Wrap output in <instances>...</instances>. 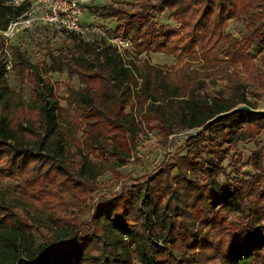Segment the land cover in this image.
I'll use <instances>...</instances> for the list:
<instances>
[{
	"label": "trees",
	"instance_id": "obj_1",
	"mask_svg": "<svg viewBox=\"0 0 264 264\" xmlns=\"http://www.w3.org/2000/svg\"><path fill=\"white\" fill-rule=\"evenodd\" d=\"M5 1L0 0V29L21 16L28 6L27 0L18 5ZM93 1L83 9L93 10ZM139 3L131 8L108 2L97 6L116 22L110 36L129 42L122 53L103 36L87 41L79 34L68 32L74 53L70 58L49 52L50 62L38 66L17 54L20 65L27 67L33 76L29 101L9 89L4 76L6 61L0 60V148L11 157L12 165L22 168L30 161L40 160L54 170L63 169L74 144L62 122L86 117L89 111L96 115L98 123L114 127L108 119L109 106H97L98 96L107 97L103 102L119 100L123 105L128 104L132 94L148 101L149 112L155 114L166 135L203 128L218 115L242 105L259 109V103L264 100V0H141ZM158 9L166 10L169 18L178 22L179 29L158 26L151 17ZM233 21L242 30L230 32ZM175 35L183 42L179 48L171 43ZM174 49H178L177 56L189 52L194 54L191 59L201 58L206 79L214 86L220 85L219 88L209 93L197 85L179 82L176 72L184 66L172 72L148 59L138 62L142 54H171ZM63 69L79 82L78 88L69 85L65 108L59 105L52 82L44 77ZM22 107L34 110L37 117L25 122L14 120L16 110ZM132 120L125 114L121 116V125L134 126ZM263 132L264 115L244 109L217 117L192 136L187 141L191 156L173 167L179 178L177 189L170 194L171 200L164 204L148 201L146 189L129 200L134 204L139 199L135 206L139 227L133 224L130 208L119 207L113 200L99 204L94 214L97 232L92 239L99 243L100 253L93 252L88 240L69 227L53 230L59 237L51 243H37L26 209L32 203L0 188V264H133V260L140 264H206L207 260H218L219 264H260L264 257V208L248 203L257 195L253 188L257 174L249 179H230L223 161L240 142L255 140ZM225 144L229 146L226 150L222 148ZM76 152L80 155L78 177L94 178L98 173L96 165L82 150L78 152L76 148ZM250 164L256 171H262L264 155L255 151ZM222 175L229 178L222 182ZM201 176L206 183L200 180ZM198 202L204 204L203 210L209 214H219L218 219H211L219 227V234L227 228L228 238L220 248L202 232L182 226L183 219H188L184 214L190 213L191 206L196 207ZM15 208L25 209L26 219L7 214ZM227 211L247 215V221L239 226L229 223L223 215ZM176 217H180L178 221ZM46 218L53 219L50 213ZM195 223L196 220L193 227ZM185 233L189 238L185 249L182 246L169 252L155 245L156 240L168 243L177 234ZM188 247L195 253L191 254ZM207 251L212 252L207 254Z\"/></svg>",
	"mask_w": 264,
	"mask_h": 264
},
{
	"label": "rangeland",
	"instance_id": "obj_2",
	"mask_svg": "<svg viewBox=\"0 0 264 264\" xmlns=\"http://www.w3.org/2000/svg\"><path fill=\"white\" fill-rule=\"evenodd\" d=\"M140 1H93L91 3L95 5L93 10L83 9L81 22L89 24L94 30L83 38L87 41L99 40L101 34L97 29L110 36L111 30L116 25L113 18L97 8L98 4L108 2L124 4L131 8L138 7ZM151 17L158 26L162 25L166 30L179 29L178 22L170 19L166 10L158 9L151 13ZM240 30H242L240 24L234 21L230 23V32L236 33ZM179 34H183L182 31H179ZM171 43L175 48L183 45L178 35L171 37ZM72 50V38L68 32L46 24L35 23L31 28L20 30L8 40H4L0 35V60L5 61L9 58L11 62V68L4 73L9 89L18 92L25 101L31 99L33 76L27 67L20 65L18 55L40 66L42 63L50 62L49 52L70 58L74 55ZM177 53L178 49H174L171 54L164 52L142 54L138 57V62L148 59L150 63L164 66L165 69L169 68L172 72L184 66L183 70L176 72L179 82L188 86L197 85L203 92L209 93L219 88L220 85L214 86L210 79H206L201 58L193 60L191 58L194 54L184 52L177 56ZM188 65H191V70L187 69ZM44 77L52 82L59 105L65 108L69 85L79 87L77 77L68 74L66 69L62 72L49 73ZM96 100L98 107L109 106L111 113L108 112V119L114 127L108 128L98 123L96 115L89 111L86 112V117H74L71 120L69 118L70 123L62 122L74 146L71 147L70 158L66 160L65 167L60 171L48 167L47 163L40 160L30 161L25 167L19 168L17 164L10 163L11 157L4 153V148H0V188L11 194L20 195L32 203V206H27L26 209L37 243H51L54 238L59 237V234L54 233L53 230L55 231L59 226L69 227L75 229L80 238L88 240L93 252L100 253L99 243L92 239L93 234L97 232L94 214L97 206L108 200H113L119 207L130 208V216L134 219L133 224L139 227L140 222L136 215L138 212L135 209L139 199L134 204H130L129 200L137 194H143L146 189L148 201L155 200L160 204L169 202L172 198L171 192L177 189L176 182L179 178L177 169L173 167L182 164L180 162H183L187 156H191L187 141L203 130L191 129L166 135L155 119V114L149 112V102L142 98L137 99L133 94L127 105L121 104L119 100L103 102L108 100L107 97L98 96ZM259 109L264 110V100L259 103ZM115 112L117 116H114ZM125 114L130 115L134 126L121 125V116ZM36 117L34 110L22 107L16 110L13 118L25 122ZM76 148L78 152L82 150L83 154H87L90 162L96 165L98 173L94 178L78 177L76 174L80 164V155L77 154ZM222 148L226 150L229 146L225 144ZM255 151H260L264 155V132L258 134L255 140L240 142L230 151L223 161V166L227 168L230 179L233 177L249 179L253 174H257L255 178L257 182L253 184L257 195L251 197L248 203L252 207L264 208V199L261 200L258 197L261 195L264 198V167L262 171H256L250 164ZM123 162L125 165H120ZM229 177L222 175L220 180L225 182ZM151 179L153 180L149 184ZM200 180L206 183L203 176ZM203 206L202 202H198L196 207L191 206L190 213H182L188 216V219H183L182 226H190L195 228V231L202 232L214 241L215 247L220 248L228 238L225 231L227 228L219 234V227L211 221L213 217L218 219L219 214H209L208 211L203 210ZM25 212V209L15 208L13 212H7V214L17 215L22 220V218L26 219ZM49 213L53 218L51 220L46 218ZM223 215H226L229 223H236V226L244 225L247 221V215L228 211ZM179 218L176 217L175 220L178 221ZM195 220V227H193ZM221 223L223 224V221ZM187 237L186 233L185 235L177 234L168 243L156 240L155 245L163 246L169 252L180 250L182 246L185 249L189 242ZM188 251L191 254L195 253L191 247H188ZM211 252L207 251V254ZM9 256L14 257V255ZM218 262V260H207L206 264H219ZM133 264L140 263L133 260ZM260 264H264V257Z\"/></svg>",
	"mask_w": 264,
	"mask_h": 264
},
{
	"label": "built area",
	"instance_id": "obj_3",
	"mask_svg": "<svg viewBox=\"0 0 264 264\" xmlns=\"http://www.w3.org/2000/svg\"><path fill=\"white\" fill-rule=\"evenodd\" d=\"M23 0H6L5 4L18 5ZM93 0H27L28 6L25 12L18 18L11 20L5 29H0V35L4 40L10 39L22 29L31 28L33 24L40 23L55 27L66 32H74L80 36L92 32L89 24L81 22L83 6ZM106 41L112 44L119 52L129 47V42L119 36H108L101 32ZM6 69L11 68L8 58L5 60Z\"/></svg>",
	"mask_w": 264,
	"mask_h": 264
},
{
	"label": "water",
	"instance_id": "obj_4",
	"mask_svg": "<svg viewBox=\"0 0 264 264\" xmlns=\"http://www.w3.org/2000/svg\"><path fill=\"white\" fill-rule=\"evenodd\" d=\"M247 110V111H249V112H252V113H256V114H263L264 115V110H260V109H253V108H251L250 106H248V105H242V106H239V107H237V108H235V109H233V110H231V111H229V112H226V113H222V114H220V115H218L217 117H220V116H223V115H226V114H229V113H232V112H234V111H239V110ZM216 117V118H217ZM216 118H214V119H212V120H210L203 128H201V129H205L209 124H211Z\"/></svg>",
	"mask_w": 264,
	"mask_h": 264
}]
</instances>
